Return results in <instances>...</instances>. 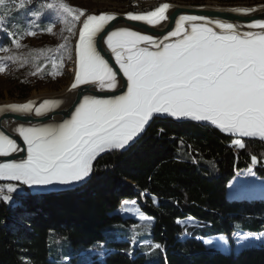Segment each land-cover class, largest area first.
<instances>
[{
  "label": "snow or ice",
  "instance_id": "6c2138e0",
  "mask_svg": "<svg viewBox=\"0 0 264 264\" xmlns=\"http://www.w3.org/2000/svg\"><path fill=\"white\" fill-rule=\"evenodd\" d=\"M4 4L5 0H0V5ZM19 7H25V0H20ZM48 8L57 9L58 14L71 17L72 21L84 17L75 43V76L70 90L90 84L102 90L117 88V73L100 50L101 40L126 79L127 90L109 98L84 95L78 104H73L70 119L58 125L19 126L16 132L26 145L27 156L0 163V180L19 182L40 191L53 185H78L90 177L94 161L101 154L125 149L157 114L206 122L225 134L264 141V19L247 24L248 29L259 31H240L232 22L182 14L175 20V27L162 38L123 27L107 31L105 36L107 27L117 19L115 15H86L63 0H52ZM168 10L167 3L160 4L142 14L129 12L126 19L160 25L170 19L166 15ZM233 11L247 14L249 10ZM47 31L51 32V27ZM67 31L72 33L73 28ZM34 34L27 32L29 36ZM13 43L19 47L15 38ZM60 47L66 49V45ZM3 59L20 58L10 55L0 58ZM3 71L4 67L0 66V72ZM58 103L62 101L45 100L34 107L35 102L29 101L8 105L0 111L29 114L34 110L36 116H44ZM239 138L233 141V146L245 149L246 144ZM22 150L14 138L0 130V156ZM257 162V157L252 155L251 164ZM5 191L8 194L0 199L11 203L18 187L13 183L0 186V193ZM136 204L135 199L124 200L121 209L129 212L132 211L129 206ZM137 213L141 221L151 219L138 209ZM176 223L203 227L194 217L187 221L178 218ZM251 236V233L235 232L237 250L248 247ZM260 236L264 234L256 238ZM196 238L210 249L231 251L226 235Z\"/></svg>",
  "mask_w": 264,
  "mask_h": 264
},
{
  "label": "trees",
  "instance_id": "16d2710c",
  "mask_svg": "<svg viewBox=\"0 0 264 264\" xmlns=\"http://www.w3.org/2000/svg\"><path fill=\"white\" fill-rule=\"evenodd\" d=\"M9 3L0 5L1 42L10 40L4 31L12 37L23 29ZM44 54V46L29 45L13 54L20 84ZM17 96L25 99L28 90L19 88ZM235 138L191 121L153 118L133 145L101 154L80 187L51 194L24 188L11 203L0 199V264H264V245L224 253L196 238L264 231V198L226 196L228 181L252 155L264 181V142L240 138L246 148L237 149ZM133 199L151 218L135 230L134 219L117 212L122 200ZM189 217L203 227L176 223Z\"/></svg>",
  "mask_w": 264,
  "mask_h": 264
},
{
  "label": "rangeland",
  "instance_id": "374dc122",
  "mask_svg": "<svg viewBox=\"0 0 264 264\" xmlns=\"http://www.w3.org/2000/svg\"><path fill=\"white\" fill-rule=\"evenodd\" d=\"M63 2L70 7L83 10L86 15H99L103 12L142 14L153 11L164 3L187 6H252L264 4L263 0H63ZM19 3L20 0L17 2H14V0L10 1L7 9L17 11L23 24V29L19 32L17 31L12 37L9 33L3 32L2 35L8 36L10 40L8 39L6 42H1L0 40V49L8 48L9 51L0 50V58L22 53L27 45L33 47L44 46L45 54L41 58L38 56V61L40 62L36 60L34 66L26 72L24 84H20L17 81L14 73V60H0V66L4 67V71L0 72V105L11 102H23L33 97L59 93L70 84L74 74L75 41L84 17H81V21H72L71 17L58 14L57 9L48 8V4H51L52 0H31V2L25 0V7L23 8L19 7ZM34 13H38V15H34ZM49 27L52 29L51 32L47 31ZM69 27L73 28L72 33L67 31ZM28 31H32L35 34L29 36L27 35ZM14 38L19 41V47H16L13 43ZM61 45H66V49H62ZM18 87L28 90V96L25 99L18 98ZM254 166L250 164L245 171L236 172L235 176L228 181L226 186V196L228 198H264V181L255 175ZM0 181H3L0 186L8 183L16 184L18 191L14 194L24 193V188L31 193L37 192L36 188L20 185L19 182ZM2 194L6 195L8 193L5 191ZM122 201L117 212L122 217L134 219L135 223L131 226L132 229L135 230L140 225L151 223V219L145 221L139 219L137 213V209L139 210L138 202L136 205L129 206L132 211L126 212L121 209ZM139 213L142 214L140 210ZM233 234L229 238L230 246L232 250L237 251L238 246ZM260 234H264V231L252 234L248 241L249 246L264 245V236H260L259 239L256 238ZM206 247L209 248L208 246ZM242 248H239V250Z\"/></svg>",
  "mask_w": 264,
  "mask_h": 264
},
{
  "label": "water",
  "instance_id": "95a60500",
  "mask_svg": "<svg viewBox=\"0 0 264 264\" xmlns=\"http://www.w3.org/2000/svg\"><path fill=\"white\" fill-rule=\"evenodd\" d=\"M13 1V0H10ZM169 10L166 13L169 20H165L161 22L160 25H147L143 22H136V21H128L126 19L127 13H118V12H103L107 14H112L117 17L115 21L109 25L104 33L107 35V31H111L114 28H130L134 31H140L142 34L153 35L154 37H160L166 34L167 31H170L172 28L175 27V20L182 14L187 15H204L206 17L212 19H221L228 22L235 23L239 26L240 31H259L258 29H248L247 24L255 19H264V4H257L252 6H212V5H202V6H187V5H179L169 3ZM243 8L248 9L249 11L247 14L237 13L234 12L233 9ZM78 36L76 38V41ZM75 41V43H76ZM100 50L102 54L105 56L106 59L109 60L110 65L113 67L114 71L117 73V88L116 89H100L99 86L95 84L90 85H83L76 90H70L71 84L74 81L75 76V68L74 74L72 77V81L70 84L64 89V91L60 93H56L55 97H49L50 95H42L38 97L31 98V101L35 102L34 107H39L40 103L45 100L57 101L62 103H58L52 111H49L44 116H36L33 110L32 113L29 114H18L11 111H0V130H2L5 134L9 135L10 137L14 138L17 144L23 149L22 151H18L13 153L11 156H0V163L7 162L9 160H21L25 159L27 156L26 152V145H24L23 140L19 137L16 129L23 125L24 127H43L46 125H58L62 123L64 119H70L71 112L74 111L73 104H78L79 100L83 99L84 95H94L97 98H109L113 95H121L127 90V82L126 79L123 77V74L120 73L119 68L115 65V60L111 56V53L108 51L106 45L103 44L101 40L99 42ZM5 104L0 105V109L5 108ZM12 104H21V102H11L8 105ZM154 118H168L174 122H186L191 121L197 123L202 126L211 127L219 132L220 130L216 129L214 126L206 123V122H197L192 121L190 119H181L177 120L175 118L168 117L167 115H159L157 114ZM153 120V119H152ZM149 122V125L151 121ZM148 125V126H149ZM146 126V129L147 127ZM145 131H143L144 133ZM139 135L133 142H131L125 149L133 145L142 135ZM222 133V132H221ZM225 134V133H223ZM232 135V134H227ZM234 136V135H232ZM236 137V136H235ZM245 139H258V138H245ZM259 140V139H258ZM264 142V141H263ZM87 180V179H86ZM85 181L81 182L78 185L74 186H59L53 185L50 187L49 190L40 191L37 189V194H51V193H58L63 191H69L80 187L84 184Z\"/></svg>",
  "mask_w": 264,
  "mask_h": 264
},
{
  "label": "bare ground",
  "instance_id": "6f19581e",
  "mask_svg": "<svg viewBox=\"0 0 264 264\" xmlns=\"http://www.w3.org/2000/svg\"><path fill=\"white\" fill-rule=\"evenodd\" d=\"M165 4V3H164ZM167 4H169V3H167ZM212 6H214V5H212ZM107 89V88H106ZM62 91H64V90H62ZM61 91V92H62ZM60 93V92H59ZM56 94V93H55ZM55 94H50V96L49 97H55ZM29 101H31V99H28V100H25V101H23V102H21V104H24V103H27V102H29ZM8 104L9 103H6L5 104V108H6V106H8Z\"/></svg>",
  "mask_w": 264,
  "mask_h": 264
}]
</instances>
